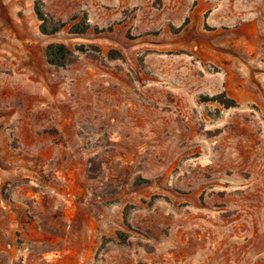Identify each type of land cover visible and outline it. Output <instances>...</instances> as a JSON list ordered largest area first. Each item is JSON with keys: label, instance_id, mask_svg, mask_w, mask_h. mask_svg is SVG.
Here are the masks:
<instances>
[{"label": "rangeland", "instance_id": "obj_1", "mask_svg": "<svg viewBox=\"0 0 264 264\" xmlns=\"http://www.w3.org/2000/svg\"><path fill=\"white\" fill-rule=\"evenodd\" d=\"M0 264H264V0H0Z\"/></svg>", "mask_w": 264, "mask_h": 264}, {"label": "trees", "instance_id": "obj_2", "mask_svg": "<svg viewBox=\"0 0 264 264\" xmlns=\"http://www.w3.org/2000/svg\"><path fill=\"white\" fill-rule=\"evenodd\" d=\"M39 14V13H38ZM40 19H43V15L40 13ZM41 31L43 33H48L46 27L43 25ZM71 53V50L64 43H50L46 48V56L48 62L51 64L63 65L64 59H66L67 54ZM234 103V100H231ZM234 105V104H229Z\"/></svg>", "mask_w": 264, "mask_h": 264}]
</instances>
